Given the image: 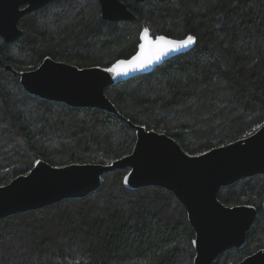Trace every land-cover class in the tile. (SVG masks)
<instances>
[{"label": "trees", "instance_id": "trees-1", "mask_svg": "<svg viewBox=\"0 0 264 264\" xmlns=\"http://www.w3.org/2000/svg\"><path fill=\"white\" fill-rule=\"evenodd\" d=\"M122 1L134 20H103L98 0H54L21 18L19 39L0 37V186L39 161L109 164L132 153L136 131L126 120L166 133L190 155L264 124V0ZM146 27L153 36L191 35L195 45L105 90L125 120L31 95L6 69H35L46 57L108 67L137 52ZM129 170L106 173L84 197L0 219V264H194L183 204L162 187L127 188ZM218 198L257 210L244 247L213 263L238 264L264 249V174L222 187Z\"/></svg>", "mask_w": 264, "mask_h": 264}, {"label": "water", "instance_id": "water-1", "mask_svg": "<svg viewBox=\"0 0 264 264\" xmlns=\"http://www.w3.org/2000/svg\"><path fill=\"white\" fill-rule=\"evenodd\" d=\"M52 1L0 0V37L6 43L19 39L23 34L19 26L21 18ZM98 2L103 20L119 22L135 19V14L122 0ZM149 35L153 40L157 37L150 30ZM158 36L181 40L166 35ZM194 45L170 52L142 69L129 68L126 74L109 72L107 69L112 68L117 61L130 60L140 51L139 46L130 58L119 59L108 67L82 68L46 57L35 69L17 72L10 65L6 69L19 75L22 87L31 95L71 107L99 108L124 119L105 90L152 72L165 60L188 52ZM126 121L136 131L132 153L109 164L79 163L56 167L39 161L28 174L0 186V219L43 208L64 199L84 197L101 187L106 173L129 168L125 175L127 182L124 177L127 188L162 187L173 192L183 204L195 231L194 264H213L225 251L244 247L257 210L248 204L228 206L219 200L218 192L222 187L243 178L264 174V127L243 139L199 155H190L166 133ZM238 264H264V249L245 257Z\"/></svg>", "mask_w": 264, "mask_h": 264}, {"label": "snow or ice", "instance_id": "snow-or-ice-1", "mask_svg": "<svg viewBox=\"0 0 264 264\" xmlns=\"http://www.w3.org/2000/svg\"><path fill=\"white\" fill-rule=\"evenodd\" d=\"M140 51L130 60H120L112 67L107 69L109 72H116L117 74H126L129 68L142 69L150 66L152 63L159 61L162 57L170 52H176L184 48H188L195 43V38L191 35L181 40H172L164 36H157L154 40L149 35V29L146 27L140 33ZM258 128L264 125H258ZM252 135V133H248ZM127 182V177H125ZM192 243H196L193 241Z\"/></svg>", "mask_w": 264, "mask_h": 264}]
</instances>
